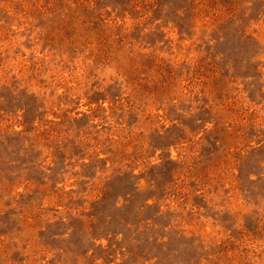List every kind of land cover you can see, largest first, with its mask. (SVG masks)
<instances>
[{
    "label": "rangeland",
    "instance_id": "374dc122",
    "mask_svg": "<svg viewBox=\"0 0 264 264\" xmlns=\"http://www.w3.org/2000/svg\"><path fill=\"white\" fill-rule=\"evenodd\" d=\"M0 264H264V0H0Z\"/></svg>",
    "mask_w": 264,
    "mask_h": 264
}]
</instances>
